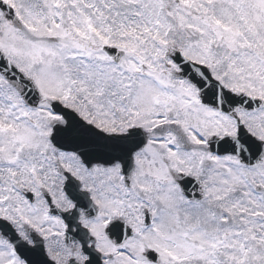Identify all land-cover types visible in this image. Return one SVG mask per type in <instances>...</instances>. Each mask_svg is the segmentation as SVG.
<instances>
[{"label":"snow or ice","instance_id":"snow-or-ice-1","mask_svg":"<svg viewBox=\"0 0 264 264\" xmlns=\"http://www.w3.org/2000/svg\"><path fill=\"white\" fill-rule=\"evenodd\" d=\"M0 264H264V0H0Z\"/></svg>","mask_w":264,"mask_h":264}]
</instances>
